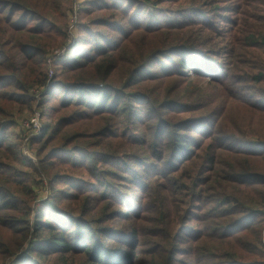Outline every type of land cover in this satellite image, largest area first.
<instances>
[{"label":"rangeland","instance_id":"rangeland-1","mask_svg":"<svg viewBox=\"0 0 264 264\" xmlns=\"http://www.w3.org/2000/svg\"><path fill=\"white\" fill-rule=\"evenodd\" d=\"M42 2L0 7V264L45 222L131 236L139 259L264 264V0ZM72 86L119 107L72 104ZM185 123L161 161V128Z\"/></svg>","mask_w":264,"mask_h":264},{"label":"trees","instance_id":"trees-1","mask_svg":"<svg viewBox=\"0 0 264 264\" xmlns=\"http://www.w3.org/2000/svg\"><path fill=\"white\" fill-rule=\"evenodd\" d=\"M42 1L43 7H51L54 3V0H52V2L50 0ZM30 2L31 3H29L28 0H9L8 2L7 0H4V2L0 0V7L7 3L8 7H13L15 5L24 6L26 4H29V7L34 8L31 5L34 4V6H38L35 4H38L39 0ZM10 22L11 19H8L7 21H5L4 25L8 27ZM1 35L2 32L0 31V36ZM35 35L39 34L37 33ZM29 40L31 39L29 38ZM32 49L35 50V54H33V50L32 52L27 53L21 50V53H25L24 56L27 57L24 60L30 61L35 56H41V54L39 53L40 50L38 48ZM76 56L77 55H75V57ZM74 62L81 63V60L75 59ZM186 68L187 65L184 67V69ZM72 90L75 94V97L72 100V104H77L79 106L85 107L86 109H90L92 112L102 111L105 106L107 107L109 105V107H111L113 104L115 107H119L120 104L119 100L116 97L113 98L110 95L107 98L104 92H102V95L101 91H99V93L97 94L93 91V88L80 89L79 87L72 86ZM122 109L127 108L126 106H124ZM126 113L130 114L131 112L129 113L126 110ZM186 127L189 126L185 123L182 125V128L174 130L171 127L161 128L159 137L161 146V161L164 160L168 149L172 153L180 152L184 149L187 150V146L185 145V137L180 134V131H187L189 129ZM205 161H207V163L211 165H214L215 163V160L212 157H209ZM233 175H235V173ZM220 182L223 183V186L235 185L227 180H223V182ZM241 185L246 186L245 183ZM227 191H230V193H232L230 187L228 186L225 193H227ZM225 199L226 202H238L241 204V206L244 205V203L237 200L232 194L226 195ZM174 225L175 221L171 220L169 226L174 227ZM44 226H46L45 229H43V227H39L40 234L37 233L36 241H32V236L26 235L27 228H18V230L23 233L22 246H24L26 243H28L29 246L26 251L27 256H21L23 258H15V261H19L16 264H24L20 261H31L29 262V264H32L34 263L33 258H36L38 263L44 262L54 255L58 256L56 264H173L170 263V261L173 260L172 255H174L175 253L170 254L171 256H165L166 248L164 247L160 248L156 253L153 252L148 254L144 259H139L130 251V248L132 246L131 239L133 238L131 236H127L126 238H118V236L113 235L112 231L108 230L109 228H97L91 230L88 236H86L83 231H80L73 238V242H70L64 237V235L54 230L53 226L48 222H45ZM109 243H116L115 245L117 246H110Z\"/></svg>","mask_w":264,"mask_h":264}]
</instances>
